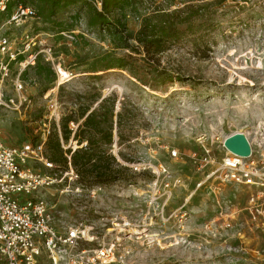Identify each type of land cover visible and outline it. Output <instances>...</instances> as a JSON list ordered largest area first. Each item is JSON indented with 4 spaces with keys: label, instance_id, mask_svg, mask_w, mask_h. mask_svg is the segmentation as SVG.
I'll list each match as a JSON object with an SVG mask.
<instances>
[{
    "label": "rangeland",
    "instance_id": "obj_1",
    "mask_svg": "<svg viewBox=\"0 0 264 264\" xmlns=\"http://www.w3.org/2000/svg\"><path fill=\"white\" fill-rule=\"evenodd\" d=\"M184 2L142 0L128 9L127 26L137 32L145 16L174 11ZM193 3L205 4L209 11L195 18L193 33L182 35L159 55L176 79L157 90L118 68L92 71L95 58L114 48L108 37L101 39L87 29L86 12L78 18L73 5L48 19V8L28 0L36 15L19 24L7 23L17 11L16 1L11 11L0 12V27L19 47L29 36L36 38L34 51L52 48L56 73L53 83L47 76L39 78L33 68L23 73V93L30 104L19 111L0 108V129L8 144L39 140L45 123L61 135L62 118L77 114L81 103L93 104L98 96L116 94L119 101L128 97L139 107L137 137L112 147L132 168L129 180L84 187L64 178L59 167L60 181L46 193L59 228L86 226L88 264H264V228L248 210L252 187L226 182L198 188L204 174L190 159V152L201 150V138L221 158L223 142L242 133L264 167V0ZM60 66L71 73L61 84L56 71ZM16 73L15 68L6 79L7 96L15 94ZM74 133L62 145L77 149L81 141ZM160 165L168 172L159 175ZM222 209L232 227L209 231L206 226Z\"/></svg>",
    "mask_w": 264,
    "mask_h": 264
},
{
    "label": "built area",
    "instance_id": "obj_2",
    "mask_svg": "<svg viewBox=\"0 0 264 264\" xmlns=\"http://www.w3.org/2000/svg\"><path fill=\"white\" fill-rule=\"evenodd\" d=\"M8 2L9 0H0V12L6 10ZM29 15L35 16L36 11L31 7L19 6L7 23L19 24ZM35 40L36 38L27 36L19 47V43L0 27L2 109L19 111L25 108L26 104H30L31 100L23 93L26 86L22 79L23 73L36 64L40 54L47 61H53L51 47L34 51ZM15 68L17 73L12 81L15 94L7 96L5 82ZM79 125L80 121L70 123L74 132ZM58 127L60 128V124ZM52 131L51 125L45 123L39 140L14 145L5 141L0 129V264H40L42 261L45 264H88V251L85 247L86 226L59 228L46 195L47 191L60 181V168L46 153V144ZM225 141L223 145L226 151L221 158L216 156L212 145L206 143L203 138L199 141L201 150L190 152L192 163L204 174L198 181V188L208 183L210 187L218 188L221 183L226 182L252 187L253 194L248 210L264 228V167L259 164L261 160L255 158L250 141L251 152L247 156L229 149ZM83 143L84 146L87 144ZM63 147L68 149L64 145ZM77 147L81 148V142ZM178 154V150L173 151L174 156ZM67 156L68 167L61 168L60 173L64 171V178L77 183L79 175L71 163V156ZM31 162L43 165L45 170L36 168ZM167 172L164 165H160L157 170L159 175ZM177 180L178 183L182 181L181 178ZM150 203L152 205L153 201ZM219 213L206 226L209 231L220 233L222 229L232 227L231 221L225 219L228 214L223 209ZM101 252L103 256H107V251ZM101 258L98 255V259Z\"/></svg>",
    "mask_w": 264,
    "mask_h": 264
},
{
    "label": "trees",
    "instance_id": "obj_3",
    "mask_svg": "<svg viewBox=\"0 0 264 264\" xmlns=\"http://www.w3.org/2000/svg\"><path fill=\"white\" fill-rule=\"evenodd\" d=\"M14 1L17 7H31L28 0H9L7 11H11ZM192 1L185 0L184 6L174 11L161 10L145 16L142 28L132 32L127 26L128 9H135L142 0H38L45 9L48 8V19L72 5L77 8L78 18H81L82 12H86L87 29L97 32L101 39L108 37L111 40L114 50L96 57L92 62V71L118 68L129 72L153 90L176 79L163 66L159 55L182 35L193 33L195 18L203 17L209 11L205 4L195 5ZM30 68L41 79L49 77V83L56 80L51 62L42 54ZM139 111V107L130 98L119 101L116 94L105 98L98 96L93 104L81 103L77 114L62 118L61 135L53 132L49 137L46 144L48 158L66 169L69 162L67 155H70L71 163L79 175L77 184L84 187L129 180L132 168L121 162L112 147L115 142L118 146L128 145L137 137L135 127ZM79 120L80 125L73 138L87 144L75 150H65L62 144L68 143L73 134L69 124ZM120 156L127 161L121 151Z\"/></svg>",
    "mask_w": 264,
    "mask_h": 264
},
{
    "label": "water",
    "instance_id": "obj_4",
    "mask_svg": "<svg viewBox=\"0 0 264 264\" xmlns=\"http://www.w3.org/2000/svg\"><path fill=\"white\" fill-rule=\"evenodd\" d=\"M225 145H227L229 149L244 156H247L251 152V145L246 135L242 133H235L228 137L225 141Z\"/></svg>",
    "mask_w": 264,
    "mask_h": 264
},
{
    "label": "bare ground",
    "instance_id": "obj_5",
    "mask_svg": "<svg viewBox=\"0 0 264 264\" xmlns=\"http://www.w3.org/2000/svg\"><path fill=\"white\" fill-rule=\"evenodd\" d=\"M56 71L58 72V74L60 76V84L64 83L67 78L68 79L71 78V73L67 69H65L63 66H60L59 68H57ZM248 141H249V139H248Z\"/></svg>",
    "mask_w": 264,
    "mask_h": 264
}]
</instances>
